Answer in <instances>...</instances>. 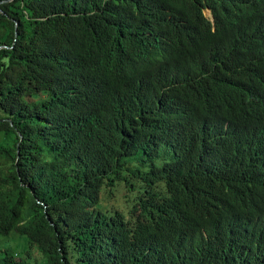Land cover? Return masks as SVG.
Wrapping results in <instances>:
<instances>
[{
    "label": "trees",
    "instance_id": "1",
    "mask_svg": "<svg viewBox=\"0 0 264 264\" xmlns=\"http://www.w3.org/2000/svg\"><path fill=\"white\" fill-rule=\"evenodd\" d=\"M12 234L0 264H264V0H0Z\"/></svg>",
    "mask_w": 264,
    "mask_h": 264
},
{
    "label": "rangeland",
    "instance_id": "2",
    "mask_svg": "<svg viewBox=\"0 0 264 264\" xmlns=\"http://www.w3.org/2000/svg\"><path fill=\"white\" fill-rule=\"evenodd\" d=\"M205 15L210 18L211 20L213 19V15L210 11L205 10ZM133 182H136L135 179ZM137 186V184H136ZM137 193L129 188L127 185H123L117 193L111 197L109 195V191H105L102 194V203L105 206H112L113 208L119 207V206H124L126 202L128 201V198L132 200V202H135ZM28 239L25 237H18V235L12 234L9 237L1 238L0 239V251H9L10 248L13 246L15 248H18L17 253L18 255V260H20L21 255L24 251V247L28 246Z\"/></svg>",
    "mask_w": 264,
    "mask_h": 264
},
{
    "label": "clouds",
    "instance_id": "3",
    "mask_svg": "<svg viewBox=\"0 0 264 264\" xmlns=\"http://www.w3.org/2000/svg\"><path fill=\"white\" fill-rule=\"evenodd\" d=\"M206 10H208V11H210L211 13H212V11L210 10V9H206ZM203 13H204V16L207 18V19H210V18H208L206 15H205V11H203ZM213 15V14H212ZM213 19H214V16H213ZM211 20V19H210ZM212 22H214V20H211Z\"/></svg>",
    "mask_w": 264,
    "mask_h": 264
}]
</instances>
